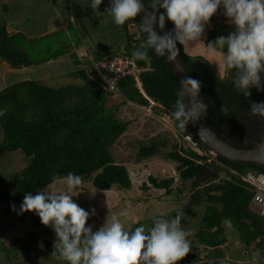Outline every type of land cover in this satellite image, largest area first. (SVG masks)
Segmentation results:
<instances>
[{
	"label": "trees",
	"instance_id": "16d2710c",
	"mask_svg": "<svg viewBox=\"0 0 264 264\" xmlns=\"http://www.w3.org/2000/svg\"><path fill=\"white\" fill-rule=\"evenodd\" d=\"M130 22L136 25V31L129 33L128 22L124 24L125 48L119 53H112L109 58L127 56L138 67L147 68L148 71L140 75L143 91L171 115L178 89L175 76L166 59L157 57L151 49H149L151 59L148 61H139L132 57V52L140 47L143 35L139 33L140 18L137 17ZM227 27L222 26L210 34L213 37L215 33L227 36L235 30L234 25ZM172 28L168 22L166 30ZM138 34L141 35V39H137ZM17 35V33L8 35L4 27L0 28L1 60L13 68H21L37 66L52 59V56L34 59L32 57L34 53L27 52L24 43L19 45ZM23 46L25 49L21 50ZM178 47L193 78L203 85L201 97L208 103V114L205 119L210 128L226 143L237 149H251L260 143L264 139V118L250 115V106L251 102H264V92H258L253 88L251 97L245 98L236 92L227 76L223 79L218 78L216 70L207 60L199 56H190L185 53L183 46ZM71 58L73 62H78L73 52ZM82 60L78 65L84 67L74 73L81 79L80 86L54 89L37 80H25L13 83L0 91V127L4 137L1 148L6 152L19 150L31 158V163L16 174L5 189L0 190L1 221H6L14 213L11 204H15L19 209L24 193L35 194L36 191L42 190L51 182L54 175L63 177L72 172L80 175L83 180H88L97 191H108L114 187L124 190L131 188L127 168L114 163L110 151L127 129V124L118 119L120 107L128 104L140 112L134 104H146L147 101L133 87L129 77L119 82L121 96L112 98V94L103 90L94 73L92 71L88 73L90 61ZM223 103L229 108L226 115L221 112ZM154 112L157 114L158 109L155 108ZM145 116L152 118L147 114ZM174 129L179 133L192 134L199 144L207 149L195 137L189 126L184 132H180L174 122ZM176 144L173 145V151L167 153V159L176 164L175 171L179 180L190 183V191L199 195L200 202L205 199L195 238L203 247L208 259L206 262L200 261L196 251L194 255H187L180 264H223L220 261V247L226 243L224 222L237 233L239 241L245 247H250L259 239L255 246L263 249L264 218L257 216L249 208L253 190L229 174L227 168L238 173L254 168L264 173V166L234 163L219 156L214 161L207 162L206 158L197 157L184 147L177 151ZM178 146H181L180 143ZM158 149L153 144L141 145L137 158L151 159L158 154ZM148 181L154 188L165 190V195H171L169 187L174 182L173 178L160 180L148 176ZM32 221L34 228L41 224L38 217H34ZM29 237L30 240L28 238L15 240L16 248H13L12 256L27 257L28 253L41 249L36 242V236ZM53 250V245H50L48 251L47 249L43 251ZM3 253L9 260L11 250L4 248Z\"/></svg>",
	"mask_w": 264,
	"mask_h": 264
},
{
	"label": "clouds",
	"instance_id": "9594fccd",
	"mask_svg": "<svg viewBox=\"0 0 264 264\" xmlns=\"http://www.w3.org/2000/svg\"><path fill=\"white\" fill-rule=\"evenodd\" d=\"M103 0H90L88 7L96 13ZM106 14L116 25H124L141 17L139 33L143 35L140 47L132 52L139 61H148L149 49L168 62H178L180 48L204 45L216 63L217 77L227 76L236 92L251 97V89L264 92V0H109ZM223 8V15L235 30L227 36H218L207 44L203 42L211 19ZM163 10V11H161ZM171 22L174 27L166 30ZM137 39H141L138 34ZM202 83L190 75L180 81L171 113L176 128L184 132L191 124L196 127L207 117L208 103L201 97ZM229 108L221 105L226 115ZM250 115L264 118V102H251ZM203 127H200L202 130ZM83 183L80 175L69 172L54 175L42 190L26 192L17 209L18 215L34 213L42 225L55 233L52 256L66 264H180L191 252V235L182 227L183 212L172 218L156 219L152 227L141 225L126 230L116 215L98 230L88 221L96 215L81 208L69 191L78 190ZM38 247L44 248L43 242ZM256 254L252 256L255 264Z\"/></svg>",
	"mask_w": 264,
	"mask_h": 264
},
{
	"label": "rangeland",
	"instance_id": "374dc122",
	"mask_svg": "<svg viewBox=\"0 0 264 264\" xmlns=\"http://www.w3.org/2000/svg\"><path fill=\"white\" fill-rule=\"evenodd\" d=\"M89 3L90 0H0V28L9 24L10 15L24 20L17 25L19 33L16 39L20 40L19 45L24 43L27 52L34 53L32 55L34 59H40L43 56H52L54 59L55 62L52 63L55 65L51 64L49 67L54 72L52 76L54 74L55 76L45 78L43 81L45 86L54 89L64 86H80L81 79L72 74L75 66L72 61H68V59L73 60L71 58L73 51L78 56L77 51L74 50L75 47L80 48L85 42L91 52L98 55L100 50H110L112 45L121 39V25L118 29L113 18L106 14V9L110 6L109 0H103L97 13L88 7ZM3 5L7 6V11H3ZM222 10L223 8L218 10L217 14ZM73 16L76 18L75 21L70 19ZM78 17L80 19H77ZM215 17L216 15L211 19L212 22H214ZM63 23L65 26L49 31L52 26ZM227 26L229 28V25ZM13 28L15 30L16 26L14 25ZM127 30L129 33H134L136 25L129 21ZM214 36H211L210 31L206 30L204 37H202V39L205 38L203 42L207 44L214 41L219 34L215 33ZM29 37L34 38L30 39ZM88 38L94 45H88ZM22 48L20 49H25V47ZM185 52L188 55L192 54L190 56L198 55L207 60L217 72L215 66L218 57L211 56L204 45L189 46ZM81 58L82 56H78L77 60L80 61ZM89 58L96 61L94 56ZM89 58L86 56L85 59L90 61ZM102 59H109V56ZM63 60L64 62H62ZM89 63L91 65V62ZM43 71L44 69L41 68L38 73L43 75ZM87 71L89 73V70ZM23 73L24 70L21 74ZM29 73H34V70H29L19 80L31 78ZM36 75L37 72L32 76ZM151 117L147 118L145 114L136 111L128 104L119 109L118 119L127 124V129L111 147L110 152L114 163L124 165L127 168L131 181L130 189L124 190L114 187L108 191H97L88 180H83L78 190L69 191L66 184H61L60 187L68 194L73 195L74 202L81 208L89 212L95 208L96 215L88 221L89 225L93 226V231L103 226L106 219L111 222V215H116L126 230H134L141 225L147 229L153 226L156 219L172 218L178 212H183L182 227L191 233L188 237L191 241L189 255H194L198 251V259L206 262L208 259L204 249L195 238L204 210L205 199L203 198L200 202L199 195L190 191V183H183L179 180L175 171L176 164L167 159V153L173 151V145L176 144V141L177 151L185 148V146L179 142L180 140L174 131L162 124L156 117ZM179 143L182 147L178 146ZM152 144L159 148L158 154L151 159L139 160L137 153L140 146ZM30 163L31 158L26 157L21 151L10 153L4 152L0 148V190L5 189L14 176ZM247 170L255 169L248 168ZM148 176L160 180L173 178L174 182L169 187L171 195H165V190L154 188L148 181ZM198 203L199 207L196 206ZM34 217L38 216L31 212L22 215L14 212L6 221L0 220V264H11L10 262L12 264H16V262L18 264H66L65 261L52 256V251H43L46 249L48 251L49 246L54 244L55 233L42 223L34 228L32 221ZM224 229L227 230L229 237L231 233H234V237L236 236V233L229 226H224ZM29 235H35L37 243L43 242V250L37 249L28 253L27 257L30 258L25 255L24 257H21L22 255L12 256V250L16 248L15 240L25 238L30 240ZM258 242L259 239L251 244L252 251L258 249L255 246ZM238 247L235 259L237 261L232 260L229 264H249L250 260L248 259L250 257L244 256L243 252L250 248H243L239 244ZM4 248L11 250L10 261L3 253ZM222 255V259H224V254L222 253ZM260 264H264V262Z\"/></svg>",
	"mask_w": 264,
	"mask_h": 264
},
{
	"label": "built area",
	"instance_id": "2783aa9c",
	"mask_svg": "<svg viewBox=\"0 0 264 264\" xmlns=\"http://www.w3.org/2000/svg\"><path fill=\"white\" fill-rule=\"evenodd\" d=\"M89 72L94 73L102 84L104 91L112 94L113 97L120 95L119 82L129 77L133 87L147 101L146 104H134V107L140 112L156 117L162 124L174 131V134L180 140V143L189 149L194 155L200 158H206L207 162L214 161L217 157L213 152L203 148L199 142L190 133H179L174 129V122L171 115L163 110V106L150 99L142 89L140 75L148 71L147 68L138 67V65L127 56H115L109 59L92 60ZM157 108V114L154 109ZM229 174L240 179L249 189L253 190V196L249 203L250 210L259 217L264 218V173L256 170H246L243 173L227 168Z\"/></svg>",
	"mask_w": 264,
	"mask_h": 264
},
{
	"label": "crops",
	"instance_id": "0c3cea01",
	"mask_svg": "<svg viewBox=\"0 0 264 264\" xmlns=\"http://www.w3.org/2000/svg\"><path fill=\"white\" fill-rule=\"evenodd\" d=\"M2 9H3V11H5V10L7 11L8 10L7 6L5 7L4 5H3ZM221 9H222V7H221ZM9 17H10V18H8L10 20L9 24L7 26H4V28L6 30V33L8 35H12V34H16V33L18 34L19 32H18L17 25L19 24V22L24 21V20H20V19H18V17L16 18V16H12V15H10ZM70 19L71 20L73 19L75 21L76 18L73 16V17H70ZM70 19H69V21H70ZM77 19H80V17H78ZM64 24L65 23L54 25V26H52V28H50L49 31L57 30V29L61 28L62 26H65ZM74 24H75V22H74ZM170 24L174 27V25L171 22H170ZM221 24H223V25H221ZM14 25L16 26L15 30L13 28ZM227 25L233 26L232 24L228 23L227 17L223 15V10H222L219 14H216V17L214 18V22L211 21L210 24L208 25V27L206 28V30H209L211 32V31L216 30V29H218V28H220L222 26H227ZM117 28L119 29L118 25H117ZM121 31H122L121 37H120L121 39H118V42L113 44L112 48L110 50H108V49L107 50L106 49L100 50L98 55H95V53L93 54L91 52V49L86 45L85 42H83V44H82L83 46H80V48L79 47H75L74 50L77 51V53H78L77 55L79 57L82 56V58L79 59V60L85 59L86 56L88 58L91 57V56H94L95 59L101 57L100 59H102V58H104L106 56L110 57L112 53H119V52L123 51V49L125 48V44H126V33L124 31L123 25H121ZM29 38L31 39V38H34V37H29ZM87 40L89 41V44H88L89 46L90 45L91 46L94 45V43L91 41L90 38H88ZM73 53L75 54L74 51H73ZM189 55H192V54H189ZM195 55H197V54H195ZM78 56H76L77 59H78ZM68 61H70V62L72 61V63L75 66V70H72L73 76H76V75H74V73L76 74V72L78 70H80L79 68L84 67V65H82V66L78 65V64H80V61L73 62V60H71V59H68ZM85 61H86V59H85ZM52 62H55L54 59H50V60H48L46 62H43V63H41V64H39L37 66L13 68L9 64H7L5 61L0 59V91L6 89L7 87H9L13 83L22 82V81H25V80H37V81H39V82H41L43 84L44 83L43 81H44L45 78H51V77L55 76V74L52 76V73H54V72H53V70L51 71L50 67H49V65H51V64L55 65V63H52ZM62 62H64V60ZM41 68L44 69L43 75L38 73V72H40ZM22 70H24L23 74H21ZM29 70H34V73L37 72V75L36 76H32L34 73H29L31 78L24 79V80L23 79L19 80ZM16 77H18V79H16ZM48 80H50V79H48ZM3 140H4L3 130L0 127V148L2 146ZM1 150H3V149L1 148ZM17 151H19V150H17ZM17 151H14V152H17ZM4 152H6V151H4ZM10 153H13V152H10ZM224 226H226V227L229 226L230 227V225L227 222L223 223V229H224ZM224 232H225V237H226V243L220 247V250L222 249L221 250V259H220V261L223 264H229L232 260H234V262L237 261L235 259H236V250H238L237 248H239L238 244L240 246H242L243 248H247V249L250 248L248 251H244L243 252L244 256L248 255L250 257L248 259V260H250L249 264H253L252 256L254 254H256V257H257L256 261H255V264H260V263L264 262V248L263 249H257L256 251H252L251 246L250 247H245L239 241L238 235H237V233L235 231H234L236 233L235 237H234V233H231L230 237H229L227 235V230L224 229ZM222 253L224 254V259H222L223 258ZM205 255H206V253H205Z\"/></svg>",
	"mask_w": 264,
	"mask_h": 264
},
{
	"label": "water",
	"instance_id": "95a60500",
	"mask_svg": "<svg viewBox=\"0 0 264 264\" xmlns=\"http://www.w3.org/2000/svg\"><path fill=\"white\" fill-rule=\"evenodd\" d=\"M139 18L141 20V17ZM168 64L175 76L178 87L180 81L185 75L192 76L181 54L178 57V62H168ZM201 126L203 127L202 130H200ZM189 127L195 137L216 156L234 163L243 162L264 166V139L251 149H237L230 146L217 133H215L207 124L205 118L202 119L196 127H193L191 124Z\"/></svg>",
	"mask_w": 264,
	"mask_h": 264
}]
</instances>
